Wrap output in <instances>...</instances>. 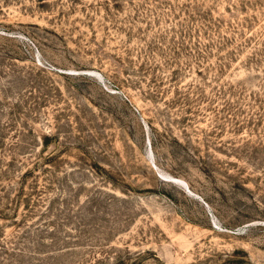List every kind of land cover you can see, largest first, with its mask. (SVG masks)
<instances>
[{
	"label": "rangeland",
	"instance_id": "1",
	"mask_svg": "<svg viewBox=\"0 0 264 264\" xmlns=\"http://www.w3.org/2000/svg\"><path fill=\"white\" fill-rule=\"evenodd\" d=\"M0 264H264V0H0Z\"/></svg>",
	"mask_w": 264,
	"mask_h": 264
}]
</instances>
